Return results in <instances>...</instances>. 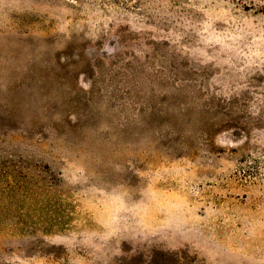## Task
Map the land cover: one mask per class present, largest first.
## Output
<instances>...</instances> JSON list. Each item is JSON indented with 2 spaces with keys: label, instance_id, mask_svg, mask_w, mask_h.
Wrapping results in <instances>:
<instances>
[{
  "label": "rangeland",
  "instance_id": "obj_1",
  "mask_svg": "<svg viewBox=\"0 0 264 264\" xmlns=\"http://www.w3.org/2000/svg\"><path fill=\"white\" fill-rule=\"evenodd\" d=\"M0 264H264V0H0Z\"/></svg>",
  "mask_w": 264,
  "mask_h": 264
}]
</instances>
